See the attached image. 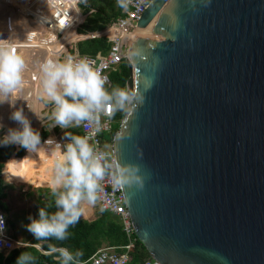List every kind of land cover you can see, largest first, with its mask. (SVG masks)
I'll return each instance as SVG.
<instances>
[{
  "label": "water",
  "instance_id": "obj_1",
  "mask_svg": "<svg viewBox=\"0 0 264 264\" xmlns=\"http://www.w3.org/2000/svg\"><path fill=\"white\" fill-rule=\"evenodd\" d=\"M134 30L144 99L111 146L143 178L121 185L137 238L160 264H264V0H153Z\"/></svg>",
  "mask_w": 264,
  "mask_h": 264
},
{
  "label": "clouds",
  "instance_id": "obj_2",
  "mask_svg": "<svg viewBox=\"0 0 264 264\" xmlns=\"http://www.w3.org/2000/svg\"><path fill=\"white\" fill-rule=\"evenodd\" d=\"M119 3L124 6V0H119ZM71 9L80 11L78 7ZM12 23L10 20L9 38H0V105H9V119L15 121L16 126H8L6 131H2L6 125L0 119V146L18 145L28 155L4 162L0 172L3 173V182L6 184L13 183L14 177L27 181L20 171L24 163L33 153L44 154L45 159L46 154H51L52 175L49 189L52 202L39 207L37 215L29 214L28 223L22 226L38 241H49L50 238L64 241L70 235L69 227L78 223L84 214L82 202L93 204L98 199L100 181L105 175H111L115 185L135 184L143 187L138 166L109 162L106 153L97 151L94 137L101 130V113L109 117L116 111L131 113L138 104L143 103L144 98L137 91L106 87L108 78L102 75L100 68L94 67L86 58L77 60L68 56L60 59L59 49L40 62V87L35 92L24 95L27 61L19 49L29 45L15 37ZM60 23L61 27L65 26V21ZM35 34V30H28L26 37L31 40ZM53 39L57 37L54 36ZM20 99L25 101L27 108L46 131L51 132L57 126L63 129L61 139L49 136L42 140L40 130L33 127L24 107H17ZM81 125L90 129L85 135L70 131ZM112 169L114 170L110 171ZM53 203L55 211L50 212L48 209ZM5 229V215L0 213V244L3 242ZM19 241L17 244L21 245ZM35 246L37 249L43 248L42 244ZM43 254L54 256L60 264H78V258L83 252H72L67 247L49 242ZM35 261L36 256L31 252L22 251L16 257L15 264H35Z\"/></svg>",
  "mask_w": 264,
  "mask_h": 264
},
{
  "label": "trees",
  "instance_id": "obj_3",
  "mask_svg": "<svg viewBox=\"0 0 264 264\" xmlns=\"http://www.w3.org/2000/svg\"><path fill=\"white\" fill-rule=\"evenodd\" d=\"M33 3V8L30 11H34L35 4L41 3L42 7L44 8L47 14L45 15L46 22H54L53 19V12L55 5H57V0H31ZM77 0H64L65 5L67 8L70 9V16H71V23L69 27L64 29L63 35L61 40L57 45V49L61 48V44L65 43L67 40L68 34L73 30V25L77 21H82L83 15L77 12L75 9H71L77 7L75 5ZM2 2H9V4H13L17 6L16 1L14 0H3ZM102 3V4H101ZM25 5V2L22 6ZM80 8L82 9L83 13L87 14L85 22H83L77 29L78 33L81 34H90L92 32L102 31L107 28V26L116 21L119 16H122L124 11L127 9V5L124 3V6H121L119 0H102L99 6H95L93 0H80L79 3ZM94 10V11H93ZM9 13L12 14L11 9H7ZM27 21H24L23 25L28 30L31 28L35 29H42L40 32H36L35 37H33L30 41L35 39L50 44L55 43L56 39H53L54 32H52V28L47 27H36L32 19L25 18ZM4 19L0 17V29L2 28L3 24L9 25V22H3ZM12 27L15 30V37L19 39L21 37L18 35L16 30V25L14 22L12 23ZM47 34H46V33ZM132 32V31H131ZM27 33V32H26ZM24 35V34H23ZM37 35V36H36ZM26 34L24 35V37ZM56 37V36H55ZM112 37L113 34L111 32H105L102 35L85 38L79 40L77 42L76 50L80 55H88V56H95L97 54L105 55L110 50L112 45ZM79 35L76 34L75 31H72L68 39H77ZM27 37L25 39L26 44ZM22 50V49H21ZM75 49H71L70 53H74ZM22 55L25 57L27 61V68L25 71L28 70L29 66L33 67L39 64L38 55L40 54L34 48L28 49L27 52L22 50ZM59 55V54H58ZM30 80H29V87L32 90V93L35 92L40 87V79H39V70L31 71L29 73ZM110 77V85H106V87H119L126 90L127 80L130 77V67L128 62L126 61L125 55L122 57V62L114 69L111 70L109 73ZM27 78H25L26 80ZM20 102V107H24L26 115L29 116L32 125L34 128H38L40 130L41 124L40 121L35 120V115L27 108L25 101L23 99L18 100ZM18 107V104H17ZM11 108L7 103L0 106V119L4 122L6 127L8 126H16V122L9 119V113ZM124 111H116L114 113L115 124L112 128V134L114 135L115 132L118 130L119 121L124 115ZM55 131H59V127L54 128ZM63 131L59 134V138L61 139L63 135ZM71 132L79 135L82 134L81 127L79 128H72L70 129ZM113 135H106L103 136L104 143L108 144L111 142ZM27 151L24 148L19 147L18 145H8V146H1L0 147V167L3 166L4 160L7 159H20L22 158ZM28 155V153L26 154ZM33 155V154H32ZM35 158L31 156L24 165L21 167L20 171L24 174L26 171H29L34 166ZM14 180H19L21 178L14 177ZM51 179V174H48L46 177H42L39 179L37 184H47L49 185ZM35 184V185H37ZM34 187H37L35 186ZM34 190L36 188H33ZM87 201H83L81 206L85 210V203ZM8 201L6 199V191H5V183L3 182L2 172H0V210L3 212L9 211ZM50 212L55 211V205L48 209ZM86 214V210L84 211ZM70 235L64 241H55L51 238L49 241H38L35 237L32 239L27 247L19 246L11 250L9 253L4 254L0 252V264H15L16 257L22 251H29L34 256H36L35 264H60V261L55 260L54 256H47L43 254L48 247V243H55L60 246L67 247L70 251L75 252L77 250H81L83 255L78 258L79 262H87L91 256H93L99 249L105 247L115 248L116 251L122 252L123 248L128 243V238L126 236L125 230L123 228V224L120 218L108 211H103L102 214L97 217L96 220L87 221L85 219L80 218L78 223L73 226H70L68 229ZM36 244H42V249H37ZM150 258V254L147 251L146 247L139 241L136 236L135 244L133 248L129 251V262L128 264H142L146 259Z\"/></svg>",
  "mask_w": 264,
  "mask_h": 264
},
{
  "label": "built area",
  "instance_id": "obj_4",
  "mask_svg": "<svg viewBox=\"0 0 264 264\" xmlns=\"http://www.w3.org/2000/svg\"><path fill=\"white\" fill-rule=\"evenodd\" d=\"M17 3L15 7L16 12L24 17L32 19L36 27H49L52 28L54 35L59 38L62 37L64 29L69 27L71 23L70 9L66 7L64 0H57V5H55L53 12L54 22H46L44 8L41 3L35 4L34 11H30L33 8V3L31 0H14ZM153 0H124L127 5V9L124 11L122 16H119L115 22L109 24L106 29L102 31H97L96 33L89 34L91 37L99 36L105 32H111L112 45L110 50L105 55L97 54L95 56L80 55L78 52L67 53L64 57L72 56L73 58L79 60L82 58L88 59L92 62L94 67H98L102 70V75L107 76L108 84L110 85L109 73L114 70L121 62L122 57L126 55L127 44L129 41V34L133 31L138 20L150 5ZM25 2V5L22 6ZM77 6V3H75ZM69 13V14H68ZM45 14V15H44ZM65 21V26L61 27V21ZM70 21V23H69ZM82 21H76L73 25L74 29H78ZM69 24V25H68ZM35 32H40L42 29L31 28ZM10 29L8 26L3 25L0 29V38H9ZM121 120V119H120ZM114 114L109 117L103 113L100 114V128L101 130L94 137V142L97 151L107 154V159L109 162L115 161L116 159L112 152V140L110 143L105 144L103 136L113 135L112 128L115 124ZM120 122V121H119ZM82 134L85 135L90 129L81 125ZM114 169L110 170L113 171ZM98 199L96 203L98 204L100 211H108L116 216H118L123 224L126 236L128 238V243L122 247L123 251L118 252L115 248L105 247L99 249L87 262H79L78 264H128L129 262V251L133 248L135 244L136 234L134 227L132 225L130 213L128 212L125 205V196L121 185H115L112 182L111 175H105V177L100 181V188L98 190ZM0 213L5 215V234L3 237V242L0 244V252L6 254L16 247L23 245H18L17 242L8 234L7 217L5 212L0 210ZM142 264H160L158 260L153 258L146 259Z\"/></svg>",
  "mask_w": 264,
  "mask_h": 264
},
{
  "label": "crops",
  "instance_id": "obj_5",
  "mask_svg": "<svg viewBox=\"0 0 264 264\" xmlns=\"http://www.w3.org/2000/svg\"><path fill=\"white\" fill-rule=\"evenodd\" d=\"M30 93H32V90L29 87L28 80L26 92L24 91L23 94L28 95ZM41 133L42 140L46 139L49 136H54L57 140H60L59 135L55 134L53 131H42ZM26 154L27 153H25V155ZM46 155L47 159H45L44 154L33 153L32 157L35 158L34 166L29 171H26L23 174L24 179L29 181V183L27 181H24L22 178L19 180L13 179V183L11 184L5 183L6 199L10 208L9 211L5 213L7 217L8 234L16 242L20 240L19 242L26 246L30 244L34 236L22 225L28 223L29 214L33 216L37 215L38 208L51 203L53 199L50 193L49 185L43 183L37 184V182H39L38 180L42 177H46L48 174L52 175L50 171L52 157L50 153ZM6 161L8 160L5 159L4 162ZM34 185L37 187H34ZM33 188L36 189L34 190ZM31 204L33 206L30 208ZM53 205L54 203L52 204V206ZM85 205L86 214H83L82 218L87 221L96 220L99 210L98 204L96 202L93 204H89L88 202H86Z\"/></svg>",
  "mask_w": 264,
  "mask_h": 264
},
{
  "label": "rangeland",
  "instance_id": "obj_6",
  "mask_svg": "<svg viewBox=\"0 0 264 264\" xmlns=\"http://www.w3.org/2000/svg\"><path fill=\"white\" fill-rule=\"evenodd\" d=\"M3 0H0V17L1 18H3L4 19V21L3 22H9L10 20L12 21V22H14V24L16 25V30H17V33H18V35H20L21 37H19V39L20 40H22L24 43H25V39H26V36L24 37V35L26 34V32L28 31V28H25L24 27V25H23V23H20V22H18V21H27L25 18L26 17H24V16H22L21 14H20V12L18 13V12H16V10H15V7L16 6H14L13 4H9V2H2ZM102 0H93V3H94V5L95 6H99L100 5V2H101ZM76 3H77V7L80 9V11H79V13L80 14H82L83 15V19H82V22H81V24L83 23V22H85V20H86V17H87V14L86 13H83V11H82V9L80 8V6H79V3H80V0H78V2L76 1ZM102 4V3H101ZM7 9H11L12 10V14L11 13H9L8 11H7ZM3 25H5V26H8L7 24H3ZM72 31H74V28H73V30ZM71 31V32H72ZM70 32V33H71ZM46 33V32H45ZM69 33V34H70ZM93 33H96V31L95 32H93ZM93 33H90V34H93ZM24 34V35H23ZM47 34V33H46ZM69 34H68V36H69ZM131 34V33H130ZM130 34H129V38H130ZM37 36V35H36ZM68 36H67V40H66V42L65 43H63V47H61L60 49H59V58L60 59H64V57H65V55H66V53H65V46H66V44L68 43V42H71V41H73V40H75V39H68ZM35 37V36H34ZM61 36H59V38H57L56 39V42L55 43H50V44H47V43H44V42H42V41H40L41 39H39V40H37V39H35V40H33V41H30V40H26V44L25 45H29V46H26V47H21L20 49H19V52H20V54H23L22 53V50H25L26 52H27V50L28 49H31V48H34V49H36L37 51H39L40 52V54L38 55V60H40V61H38L39 62V64H40V62H42L45 58H47V57H49V56H51L52 54H53V52L57 49V45H58V43H59V41L61 40ZM23 43V44H24ZM22 49V50H21ZM71 49H75V53L77 52V50H76V46L75 45H73L71 48H69V52H70V50ZM29 71L27 70V71H25V78H27L26 79V81H28L29 79V77H30V75H29ZM26 88H27V84H26V86H25V88H24V91L26 92ZM17 104H18V107H20V102L19 101H17ZM45 110H47V109H45ZM36 121H38V119L37 118H35V120H34V122H36ZM41 124V123H40ZM59 129H61V128H59ZM7 130V127H5V129H3L2 131H6ZM42 131H46L42 126H41V128H40V133L42 132ZM52 131L55 133V134H57V135H59L60 133H61V131L59 130V131H55L54 130V128L52 129ZM47 132V131H46ZM42 134V133H41ZM41 137H42V135H41ZM33 205L31 204V206H30V208L32 207ZM25 236V235H24Z\"/></svg>",
  "mask_w": 264,
  "mask_h": 264
},
{
  "label": "bare ground",
  "instance_id": "obj_7",
  "mask_svg": "<svg viewBox=\"0 0 264 264\" xmlns=\"http://www.w3.org/2000/svg\"><path fill=\"white\" fill-rule=\"evenodd\" d=\"M134 32H135V30L131 32V34H130V39L133 38V33H134ZM130 42H131V41H130ZM36 70H39V64L36 65V66H33V67L29 66V68H28V71H29V72H31V71H36ZM28 79L30 80V77H29ZM3 105H4V104H3ZM0 106H2V105H0Z\"/></svg>",
  "mask_w": 264,
  "mask_h": 264
}]
</instances>
